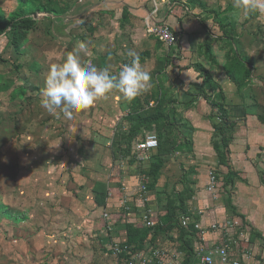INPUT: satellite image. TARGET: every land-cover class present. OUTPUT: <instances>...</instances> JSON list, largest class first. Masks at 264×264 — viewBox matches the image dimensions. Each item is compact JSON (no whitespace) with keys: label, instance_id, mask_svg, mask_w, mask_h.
Masks as SVG:
<instances>
[{"label":"rangeland","instance_id":"1","mask_svg":"<svg viewBox=\"0 0 264 264\" xmlns=\"http://www.w3.org/2000/svg\"><path fill=\"white\" fill-rule=\"evenodd\" d=\"M42 1L45 7L56 8L59 15L41 12L31 16L37 23L21 52L11 46L3 50L0 42V206L11 215L0 217V264H114L112 251L108 252L110 244L104 246L93 237L95 222L101 220L104 212L121 210V214H127L119 207H98L97 199L103 197L105 202L110 190L120 189L130 164L141 173L150 172L158 150L134 154L133 145L148 135L158 137L160 130L156 125H140L135 117L145 103L150 104V109L158 101L169 102L167 109L177 104V91L181 90L177 74L184 65L175 59L176 45L167 47L147 34L145 19L143 23L134 18L136 23L128 31L123 30L129 18L122 5L124 0ZM17 8V0H0V9L7 17ZM255 17L262 18L258 29L254 32L247 28L250 42L245 41L246 50H237L241 56L252 53L253 63L256 49L252 45H260L243 97L246 94L250 101L259 102L264 110V17ZM81 44L82 60H91L98 68L107 67L113 74L131 62L128 53L135 51L142 68L151 75V89L134 99L113 90L89 108L71 115L59 109L48 112L40 103L48 68L62 62L69 51ZM213 69L217 75L223 74L221 68ZM229 101L236 103L233 95ZM176 115L174 121H178L180 129L184 121L181 123V115ZM188 125L173 131L171 140L182 142L184 147L180 149L182 153L165 159L161 179L154 189L164 207L177 194L183 176L193 180L191 175H196V168L203 165L218 172L216 159L213 162L196 158L190 142L193 130ZM258 178L261 180L262 174L256 177L250 173L253 187ZM122 224L127 225L121 223L108 231L119 233L122 227L125 229ZM261 226L253 219L238 224L220 223V228L232 233L227 243L233 258L243 264H264ZM103 233L107 237L106 230ZM178 234L172 229L160 235L158 241L166 247L173 244L179 250L182 240ZM173 239L176 242L170 241ZM101 250L100 262L95 263ZM190 264L201 263L193 260Z\"/></svg>","mask_w":264,"mask_h":264},{"label":"crops","instance_id":"2","mask_svg":"<svg viewBox=\"0 0 264 264\" xmlns=\"http://www.w3.org/2000/svg\"><path fill=\"white\" fill-rule=\"evenodd\" d=\"M119 1L121 2L122 0ZM116 3L114 2V5ZM122 3L120 5H123L126 16H129L128 23L123 26V30L125 31H128L133 23H136L134 22V18H138L144 23V19L146 20L153 11L150 0H124ZM157 3L159 10L153 18V21L166 24L177 33L176 53L178 56L175 59L179 58L181 61L179 59L178 61L184 65L181 68V72L177 74L181 90L177 91L180 94L179 98H177V104H173L174 109L179 108V111H176V117L181 115V123L184 121L180 125V127L182 126L180 129H185L184 126L189 124L188 127H191L193 130L191 131L193 134L190 142L192 143V150L196 158L201 157V160L207 159L213 162L216 159L218 162L217 176L221 178L228 171L224 166L219 164V149L215 143L217 140L214 137V125H217L219 121L217 118L211 117L213 111L211 105L199 95L201 79L199 78L198 71L193 66H201L204 68L210 73L216 84L220 86L225 97L224 107L228 112L231 122H234L236 125L233 139L228 147L229 164L237 176L233 180L234 185L229 205L226 204V199H228L226 193H218L217 190L221 187V178L219 181H216V198L218 200H213L207 191L209 173L212 167L206 168L204 165L200 166V168L197 167L196 175H191L193 180L188 179L186 176L190 182L189 186L191 189V199L187 201V207L190 213L199 216V221L196 224V228L199 230V239H195L194 243H192L196 254L198 246H204L206 249H210L212 246H221L225 239L230 241L232 233L225 228H220L221 222L238 224L240 221L250 222L253 219L256 222L258 220L262 224L260 229L263 232L264 187L261 185L259 178L257 180L258 184L253 187V181L249 179V175L250 173H254L256 177H259L260 174L264 173V110L262 104L259 102L250 101L248 99L249 97H246V94L243 97V94L247 92L248 85L239 89L231 83L224 72V66L227 62L226 55L230 50V40L228 38L235 39V41H238L235 43V46L246 50L248 45L246 42H250L251 37L249 39L245 31L251 27L255 32L258 29L257 24L260 25L259 21L262 18H256L255 16L257 15H249L250 17L247 19L248 15H243L233 9L232 0H157ZM231 30H233V33L230 32ZM241 35L243 36L240 37ZM252 46L256 49L254 52L251 51L254 53L256 62L260 45L254 42ZM247 57L251 59L253 57L252 53ZM213 67L221 68L223 74L217 75L218 73H216ZM250 93L252 92L247 94L250 95ZM230 95H233L236 103L229 101ZM168 103H166V108H169ZM177 123L178 121L176 120ZM176 126L179 127V124ZM138 141L139 139L134 145ZM181 151L178 150L174 154L182 153ZM174 154L166 156V159L171 158ZM127 170L129 172L124 174L125 176H122V186H120V189L118 191L110 190L109 198L104 203L107 209H114L115 207L121 209V200L123 196H127L132 213L124 216L121 214V210H118L110 213V220L106 221L103 218V215L106 213L104 212L101 220L95 222L93 237L99 239L98 242L104 246L110 244L108 249L109 253L112 251L113 246L123 244L127 239L126 229L122 227L119 233H110L109 231L112 228L117 227L121 223L144 228L140 216L135 212L138 210L139 197L137 196V184L139 182V175L134 171L136 170L135 166L129 165ZM215 173L214 177H216ZM229 187L227 185L226 189L228 190ZM182 190L183 184L180 181V189H177V193L182 192ZM156 196L150 193L152 207L156 211L158 219H160L166 214V207L159 204ZM206 210H209L208 214H206ZM88 216H90V213ZM122 225L125 226V224ZM104 230H106L107 237L104 236ZM201 232L205 233L203 238L199 237ZM170 241L176 242L174 239ZM155 243L161 248L175 253L178 257L177 264H181L184 261L183 251L181 249L178 250L173 244H168L166 247V245L162 246L158 240ZM171 247L174 248L172 249ZM108 252L106 253L107 255H109ZM99 253L100 255L95 256V263L100 262L103 251L101 250ZM114 264H118V262L115 260Z\"/></svg>","mask_w":264,"mask_h":264},{"label":"trees","instance_id":"3","mask_svg":"<svg viewBox=\"0 0 264 264\" xmlns=\"http://www.w3.org/2000/svg\"><path fill=\"white\" fill-rule=\"evenodd\" d=\"M17 1L18 8L8 16L9 18L4 14V11L0 9V42H3V50L11 46L16 52H21L23 49L22 45L28 40V34L32 32L37 23L31 16L41 12L58 16L59 11L51 5L49 8L45 7L46 3L42 0ZM50 2L51 1H49V4ZM172 31L177 37V33L173 29ZM230 32L233 33V30ZM228 39L230 40V50L226 55L227 62L224 66V71L231 83L241 89L250 83L252 69H254L253 63L246 55L241 56V54L238 53L237 47L235 46L237 41H235V39ZM168 62L169 60H167V63ZM193 67L196 68L199 73V78L201 79V90L199 95L202 96L211 105L212 110L215 111L214 113L212 111L211 117L217 118L219 121L217 125H214V137L217 140L215 143L219 149V164L224 166L228 172L222 178L215 173V180L219 181L220 178L222 179L221 191L228 196L226 204L229 205L234 185L233 180L237 176L236 172L233 171L229 164L228 147L233 139L236 125L234 122H231L228 112L224 107L225 97L220 86L216 84L210 73L204 68L201 66ZM165 104L163 101H158L156 107L150 109L151 107H149V104L145 103L141 106L140 111L137 112L135 117L140 125L144 127L156 125L157 129L160 130L158 135L159 138L157 137L158 148L156 149L158 150V155L155 157V162L150 172L149 170H145L142 173L139 171L136 172L137 175H139V179H144L146 190L154 195V189L159 182L161 170L165 165L166 156L173 155L184 145L182 142L177 144L171 140L173 131L179 130L178 126H176V121H174V115H176L177 112L174 107L167 109ZM159 125L160 128L158 127ZM162 132H165V134L162 135ZM132 135H135V133ZM260 181L261 185L264 187V173ZM182 184V192H178L177 194L175 192L174 196L172 193L173 199L171 197V200H169V207L167 206L165 210L166 214L159 219L156 226L153 228H138L131 224L125 226L127 239L122 245L128 246L131 250H142L147 245L157 246L155 242L160 235H164L171 232L172 229L173 231L175 229V232L177 230L179 231L178 235L182 240L181 251L184 253V261L181 264H190L191 261L198 260L192 243H194L195 239H199V230L196 228L199 216L190 213L187 207V201L191 199L190 182L183 177ZM227 185L230 186L228 190L226 189ZM221 188L217 189L216 187L220 193ZM101 198L100 200L97 199L99 202L97 201L98 203H96V205L98 207H105V203L103 202L104 199ZM7 211V208L1 205L0 217H10L11 215H9ZM15 221H18V219L16 218ZM118 264L122 263L119 262Z\"/></svg>","mask_w":264,"mask_h":264},{"label":"clouds","instance_id":"4","mask_svg":"<svg viewBox=\"0 0 264 264\" xmlns=\"http://www.w3.org/2000/svg\"><path fill=\"white\" fill-rule=\"evenodd\" d=\"M232 6L243 15L264 17V0H232ZM82 47V44L74 47L62 62L49 66L40 101L48 112L59 109L71 115L89 108L113 90L134 99L151 89V75L142 68L135 51L128 53L131 62L113 74L107 67L98 68L91 60H82L79 52Z\"/></svg>","mask_w":264,"mask_h":264},{"label":"built area","instance_id":"5","mask_svg":"<svg viewBox=\"0 0 264 264\" xmlns=\"http://www.w3.org/2000/svg\"><path fill=\"white\" fill-rule=\"evenodd\" d=\"M153 6V11L149 17L145 20V29L147 34L154 39H157L167 47H172L177 43V37L173 33L170 26L157 23L153 21V18L158 13L157 0H150ZM158 148V138L155 135H148L144 139L139 140L134 145V154H141L150 152ZM144 179H139L137 184V196L138 199V213L142 220V226L144 228H153L158 223V216L156 211L152 207V201L150 193L146 190ZM217 183L213 172L209 173V184L207 191L214 200L217 197L216 194ZM121 209L126 211L129 215L132 213V208L129 205L127 196H123L121 200ZM104 220L109 221V214L103 215ZM204 232L200 233L201 238L204 236ZM221 246L206 249L204 246H198L196 249L197 257L201 264H242L240 260L232 258L229 250L227 240H223ZM112 256L119 263L122 264H177L178 257L175 253L170 252L167 249L157 246H146L142 250H131L125 245H115L112 247Z\"/></svg>","mask_w":264,"mask_h":264}]
</instances>
